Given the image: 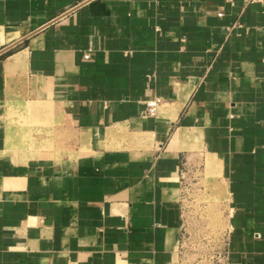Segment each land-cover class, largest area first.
Instances as JSON below:
<instances>
[{"label": "crops", "instance_id": "1", "mask_svg": "<svg viewBox=\"0 0 264 264\" xmlns=\"http://www.w3.org/2000/svg\"><path fill=\"white\" fill-rule=\"evenodd\" d=\"M201 161L264 264V3L0 0V264H173Z\"/></svg>", "mask_w": 264, "mask_h": 264}, {"label": "rangeland", "instance_id": "2", "mask_svg": "<svg viewBox=\"0 0 264 264\" xmlns=\"http://www.w3.org/2000/svg\"><path fill=\"white\" fill-rule=\"evenodd\" d=\"M38 125L33 132L45 139L46 127ZM202 162L198 164L201 173L196 171L189 183L183 185L180 243L173 264H225L227 213L224 189L215 180L217 175L206 173Z\"/></svg>", "mask_w": 264, "mask_h": 264}, {"label": "built area", "instance_id": "3", "mask_svg": "<svg viewBox=\"0 0 264 264\" xmlns=\"http://www.w3.org/2000/svg\"><path fill=\"white\" fill-rule=\"evenodd\" d=\"M250 1H256V2L264 3V0H250ZM219 15H221V13H219ZM84 57L88 58V54H85ZM158 101H159L158 99H153V100L147 101L144 113H146L148 115H154L156 112V107H157Z\"/></svg>", "mask_w": 264, "mask_h": 264}]
</instances>
